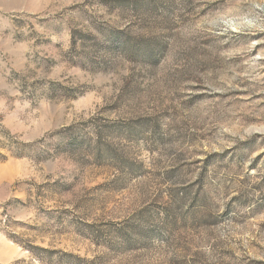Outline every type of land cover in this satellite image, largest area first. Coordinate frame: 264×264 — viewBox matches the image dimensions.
Masks as SVG:
<instances>
[{
	"label": "rangeland",
	"instance_id": "374dc122",
	"mask_svg": "<svg viewBox=\"0 0 264 264\" xmlns=\"http://www.w3.org/2000/svg\"><path fill=\"white\" fill-rule=\"evenodd\" d=\"M0 264H264V0H0Z\"/></svg>",
	"mask_w": 264,
	"mask_h": 264
}]
</instances>
